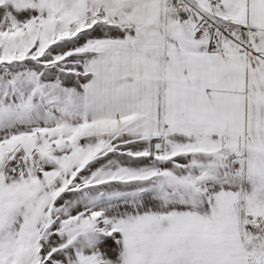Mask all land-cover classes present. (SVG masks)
Wrapping results in <instances>:
<instances>
[{
  "label": "snow or ice",
  "instance_id": "6c2138e0",
  "mask_svg": "<svg viewBox=\"0 0 264 264\" xmlns=\"http://www.w3.org/2000/svg\"><path fill=\"white\" fill-rule=\"evenodd\" d=\"M0 264H264V0H0Z\"/></svg>",
  "mask_w": 264,
  "mask_h": 264
}]
</instances>
